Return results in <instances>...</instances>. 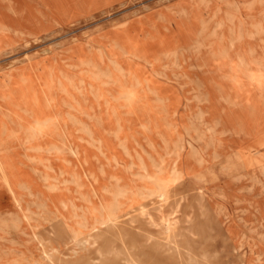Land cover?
Here are the masks:
<instances>
[{"label":"rangeland","instance_id":"1","mask_svg":"<svg viewBox=\"0 0 264 264\" xmlns=\"http://www.w3.org/2000/svg\"><path fill=\"white\" fill-rule=\"evenodd\" d=\"M32 1L0 0L18 192L0 167V264H106L117 230L155 263L264 264V148L254 165L244 153L264 138V0ZM111 212L133 221L108 226ZM193 226L197 257L183 249Z\"/></svg>","mask_w":264,"mask_h":264},{"label":"bare ground","instance_id":"2","mask_svg":"<svg viewBox=\"0 0 264 264\" xmlns=\"http://www.w3.org/2000/svg\"><path fill=\"white\" fill-rule=\"evenodd\" d=\"M30 1V0H29ZM32 1V0H31ZM203 1V0H202ZM33 2V1H32ZM260 4V3H259ZM227 5V4H226ZM261 5V4H260ZM248 6V5H247ZM162 8V7H161ZM160 8V9H161ZM146 9H148V8H146ZM166 9V8H165ZM236 9H237V7H236ZM237 11V10H236ZM205 12V11H204ZM219 12V11H218ZM224 13V12H223ZM143 16V15H142ZM138 17V16H137ZM159 17V16H158ZM146 19V18H145ZM162 19V18H161ZM226 19V18H225ZM210 20V19H209ZM229 21V20H228ZM165 23L167 24V22L165 21ZM139 24V23H138ZM152 25V24H151ZM239 25V24H238ZM250 26V25H249ZM148 27V26H147ZM203 27V26H202ZM116 28V27H115ZM150 28V27H149ZM154 28V27H153ZM165 28V27H164ZM258 28V27H257ZM155 29V28H154ZM252 29V28H251ZM114 30V29H113ZM150 30V29H149ZM260 30H261V28H260ZM158 31V30H157ZM205 31V30H204ZM234 31V30H233ZM256 31V30H255ZM261 32V31H260ZM157 33V32H156ZM168 33V32H167ZM230 33V32H229ZM263 33V32H262ZM147 34V33H146ZM16 35V34H15ZM48 35V34H47ZM200 36V35H199ZM48 37V36H47ZM211 37V36H210ZM220 37H221V35H220ZM258 37V36H257ZM222 38V37H221ZM238 38V37H237ZM154 40H155V38H154ZM228 40V39H227ZM231 41V40H230ZM194 42V41H193ZM260 42V41H259ZM232 43V42H231ZM90 45V44H89ZM114 45V44H113ZM116 45V44H115ZM91 46H93V45H91ZM230 46V45H229ZM86 47V46H85ZM87 47H88V45H87ZM115 47V46H114ZM172 47H173V45H172ZM182 47V46H181ZM89 48H91L90 46H89ZM96 49V48H95ZM101 49V48H100ZM59 51V50H58ZM87 51V50H86ZM93 51V50H92ZM182 51V50H181ZM187 51H189V50H187ZM178 52V51H177ZM184 52V51H183ZM98 54V53H97ZM105 53L103 52V55H104ZM124 54H125V52H124ZM175 54V53H174ZM99 56V55H98ZM160 56V55H159ZM165 56V55H164ZM61 57V56H60ZM102 58V57H101ZM181 58V57H180ZM53 59V58H52ZM89 59V58H88ZM54 60V59H53ZM138 60V59H137ZM239 60V59H238ZM187 61V60H186ZM63 62V61H62ZM67 62V61H66ZM108 62V61H107ZM111 62V61H110ZM178 62V61H177ZM240 62V61H239ZM89 63V62H88ZM175 62H173V64H174ZM89 65V64H88ZM97 65V64H96ZM110 65V64H109ZM240 65H241V63H240ZM80 66V65H79ZM115 66V65H114ZM171 66V65H170ZM174 66V65H173ZM176 66V65H175ZM242 66V65H241ZM82 67V66H81ZM177 67V66H176ZM31 68V67H30ZM72 68V67H71ZM76 68V67H75ZM94 68H96L97 69V67H94ZM190 68V67H189ZM176 69V68H175ZM178 69V68H177ZM176 69V70H177ZM32 70V69H31ZM75 70H78V69H75ZM94 70V69H93ZM159 70V69H158ZM171 70V69H170ZM74 71V70H73ZM108 71V70H107ZM122 70H120V72H121ZM167 71V70H166ZM181 71V70H180ZM200 71V70H199ZM59 72V71H58ZM98 72V71H97ZM100 72V71H99ZM87 73V72H86ZM50 74V73H49ZM100 74V73H99ZM105 74V73H104ZM164 74V73H163ZM62 75V74H61ZM94 75V74H93ZM111 75V74H110ZM161 75V74H160ZM175 74H173V76H174ZM92 76V75H91ZM96 76V75H95ZM50 77V76H49ZM65 77V76H64ZM107 77V76H106ZM161 77V76H160ZM165 77V76H164ZM69 78H70V76H69ZM77 78V77H76ZM103 78V77H102ZM186 78V77H185ZM50 79H51V77H50ZM98 79V78H97ZM96 79V80H97ZM104 79V78H103ZM106 79V78H105ZM173 79V78H172ZM175 79H177V78H175ZM8 80V79H7ZM24 80V79H23ZM67 80V79H66ZM65 80V81H66ZM75 80V79H74ZM179 80V79H178ZM181 80H183V79H181ZM51 81V80H50ZM72 81V80H71ZM78 81V80H77ZM192 81V80H191ZM109 82V81H108ZM112 82V81H111ZM120 82V81H119ZM193 82V81H192ZM196 82V81H195ZM197 82H198V80H197ZM73 83V82H72ZM138 83V82H137ZM51 84H52V82H51ZM113 84H114V82H113ZM189 84V83H188ZM59 85V84H58ZM107 85V84H106ZM192 85V84H191ZM102 86V85H101ZM73 87V86H72ZM5 88V87H4ZM71 88V87H70ZM116 88H118V87H116ZM185 88V87H184ZM199 88H201V87H199ZM133 90V89H132ZM58 91V90H57ZM63 91V90H62ZM147 91V90H146ZM193 92V91H192ZM62 93V92H61ZM89 93V92H88ZM150 93V92H149ZM195 93V92H194ZM108 94V93H107ZM199 94V93H198ZM44 95V94H43ZM108 95H110V94H108ZM202 95V94H201ZM35 96V95H34ZM200 96V95H199ZM72 97V96H71ZM95 97V96H94ZM119 97V96H118ZM193 97V96H192ZM125 98V97H124ZM199 98H201V97H199ZM205 98V97H204ZM7 99V98H6ZM50 99V98H49ZM56 99V98H55ZM82 99V98H81ZM95 99V98H94ZM98 99V98H97ZM111 99V98H110ZM155 99H157V98H155ZM101 100V99H100ZM56 101V100H55ZM197 101H199V100H197ZM140 102V101H139ZM97 103V102H96ZM186 103H187V101H186ZM198 103H200V102H198ZM225 103V102H224ZM47 104V103H46ZM49 104V103H48ZM84 104V103H83ZM86 104V103H85ZM107 104V103H106ZM160 104V103H159ZM187 104H189V103H187ZM196 104V103H195ZM201 104V103H200ZM208 104V103H207ZM69 105V104H68ZM87 105V104H86ZM97 106V105H96ZM128 106V105H127ZM187 106V105H186ZM48 107V106H47ZM78 107V106H77ZM108 107V106H107ZM66 108V107H65ZM106 108V107H105ZM72 109V108H71ZM97 109V108H96ZM122 109V108H121ZM206 109V108H205ZM159 110H160V108H159ZM163 110V109H162ZM105 111H107V110H105ZM166 111V110H165ZM94 112V111H93ZM107 113V112H106ZM199 113V112H198ZM6 114V113H5ZM8 114V113H7ZM23 114V113H22ZM93 114V113H92ZM98 114V113H97ZM159 114V113H158ZM165 114V113H164ZM174 114V113H173ZM54 115V114H53ZM106 116V115H105ZM173 116V115H172ZM29 117V116H28ZM165 117H166V114H165ZM31 118V117H30ZM55 118V117H54ZM73 118V117H72ZM10 119V118H9ZM93 119H95V118H93ZM164 119V118H163ZM196 119V118H195ZM55 120H56V118H55ZM99 120H100V118H99ZM115 120V119H114ZM165 120V119H164ZM187 120V119H186ZM10 121V120H9ZM90 121V120H89ZM190 121V120H189ZM188 122V121H187ZM43 123V122H42ZM76 123V122H75ZM126 123H128V122H126ZM165 123V122H164ZM214 123V122H213ZM35 124V123H34ZM77 124V123H76ZM84 124V123H83ZM98 124V123H97ZM118 124V123H117ZM167 124V123H166ZM197 124V123H196ZM51 125V124H50ZM64 125V124H63ZM73 125V124H72ZM168 125V124H167ZM217 125V124H216ZM19 126V125H18ZM29 126V125H28ZM37 126V125H36ZM149 126V125H148ZM169 126V125H168ZM35 127V126H34ZM46 127V126H45ZM55 127V126H54ZM91 127V126H90ZM99 127V126H98ZM216 127V126H215ZM214 127V128H215ZM16 128V127H15ZM92 128V127H91ZM100 128V127H99ZM117 128V127H116ZM200 128V127H199ZM43 129H45V128H43ZM100 129H102V128H100ZM191 129V128H190ZM192 129H194L193 127H192ZM211 129V128H210ZM26 130H28V129H26ZM31 130V129H30ZM57 130V129H56ZM55 130V131H56ZM86 130H88L87 129V127H86ZM118 130H120V129H118ZM147 130V129H146ZM155 130V129H154ZM176 130V129H175ZM188 130V129H187ZM186 130V131H187ZM199 130V129H198ZM206 130V129H205ZM33 131V130H32ZM195 131V130H194ZM30 132V131H29ZM40 132V131H39ZM63 132V131H62ZM78 132V131H77ZM84 132V131H83ZM55 133V132H54ZM87 133H89V132H87ZM28 134V133H27ZM41 134V133H40ZM82 134V133H81ZM118 134V133H117ZM187 134V133H186ZM194 134V133H193ZM207 134V133H206ZM221 134H222V132H221ZM224 134V133H223ZM242 134V133H241ZM29 135V134H28ZM63 135V134H62ZM104 135V134H103ZM158 135V134H157ZM199 135H201V134H199ZM229 135H230V133H229ZM41 136V135H40ZM113 136V135H112ZM197 136V135H196ZM212 136V135H211ZM33 137H34V135H33ZM87 137V136H86ZM159 137V136H158ZM204 137V136H203ZM41 138V137H40ZM90 138V137H89ZM79 139V138H78ZM113 139H114V137H113ZM190 139V138H189ZM212 139V138H211ZM210 139V140H211ZM10 141V138H9V131H8V129H6L5 127H3V125L2 124H0V167H1V169H2V171H3V179H4V181L8 184V186L10 187V189L11 190H13L14 191V194H18V192H17V182H16V180L15 179H12L11 178V175H9L8 174V172L5 170V168H8V165H7V163H6V161H5V147H6V145H7V141ZM61 140H62V138H61ZM114 140H116V139H114ZM118 140V139H117ZM116 140V141H117ZM214 140V139H213ZM224 140V139H223ZM28 141V140H27ZM63 141V140H62ZM61 141V142H62ZM197 141V140H196ZM212 141V140H211ZM210 141V142H211ZM31 142H32V140H31ZM37 142V141H36ZM213 142H215V141H213ZM219 142V141H218ZM68 143V142H67ZM93 143V142H92ZM95 143V142H94ZM126 143V142H125ZM124 143V144H125ZM134 143V142H133ZM188 143V142H187ZM222 143V142H221ZM59 144V143H58ZM176 144V143H175ZM189 144V143H188ZM211 144V143H210ZM214 144V143H213ZM229 144V143H228ZM63 145V144H62ZM120 145H121V143H120ZM164 145V144H163ZM23 146V145H22ZM209 146V145H208ZM207 146V147H208ZM51 148H52V146H50ZM65 147V146H64ZM93 147V146H92ZM120 147V146H119ZM137 147V146H136ZM174 147V146H173ZM211 147V146H210ZM75 148V147H74ZM122 148V147H121ZM138 148V147H137ZM177 148V147H176ZM190 148V147H189ZM220 148V147H219ZM264 148V138H261L260 140H257V141H255V142H253V145H251V146H249V147H246L245 148V154H247L248 155V157H249V161L247 160V163H249V165H254V164H256V163H259L260 162V160H258V158H257V155H255V154H253V153H256V152H261L262 151V149ZM151 149H152V147H151ZM182 149V148H181ZM194 149V148H193ZM32 150V149H31ZM34 150V149H33ZM58 150V149H57ZM65 150V149H64ZM204 150H205V148H204ZM216 150V149H215ZM70 151V150H69ZM76 151V150H75ZM74 151V152H75ZM122 151V150H121ZM194 151V150H193ZM213 151V150H212ZM26 152V151H25ZM46 152V151H45ZM48 152H49V150H48ZM61 152V151H60ZM124 152V151H123ZM54 153V152H53ZM125 153V152H124ZM172 153V152H171ZM101 154V153H100ZM127 154V153H126ZM196 154V153H195ZM215 154V153H214ZM57 155V154H56ZM65 155V154H64ZM102 155V154H101ZM176 155V154H175ZM125 156H127V155H125ZM129 156V155H128ZM193 156V155H192ZM148 157V156H147ZM136 158V157H135ZM112 159V158H111ZM45 160V159H44ZM31 161V160H30ZM261 161H263V160H261ZM39 162V161H38ZM139 162V161H138ZM212 162V161H211ZM206 163V162H205ZM152 164V163H151ZM41 165V164H40ZM85 165V164H84ZM140 166V165H139ZM158 166H160V165H158ZM101 167V166H100ZM129 167V166H128ZM145 168V167H144ZM126 169V168H125ZM264 169V168H263ZM142 170V169H141ZM158 170V169H157ZM100 171V170H99ZM102 171V170H101ZM126 171V170H125ZM263 171V170H262ZM52 172H53V170H52ZM142 172V171H141ZM156 172H158V171H156ZM175 172V171H174ZM261 172V171H260ZM87 173V172H86ZM159 173V172H158ZM158 173H156V174H158ZM171 173H172V171H171ZM175 174V173H174ZM173 174V175H174ZM37 175V174H36ZM83 175V174H82ZM262 175V174H261ZM85 176V175H84ZM135 176V175H134ZM171 176H172V174H171ZM46 177V176H45ZM44 177V178H45ZM59 177V176H58ZM139 177V176H138ZM240 177V176H239ZM22 178V177H21ZM186 178V177H185ZM244 178V177H243ZM47 179V178H46ZM132 179V178H131ZM141 179V178H140ZM150 179V178H149ZM154 179V178H153ZM171 179H173V178H171ZM234 179V178H233ZM232 179V180H233ZM241 179V178H240ZM256 179V178H255ZM70 180H72V179H70ZM239 180V179H238ZM243 180V179H242ZM20 181V187L22 188V190L24 191V190H28L29 188H30V186L28 185V183L26 182V180H24V179H18V182ZM74 181V180H73ZM112 181V180H111ZM142 181V180H141ZM231 181V180H230ZM58 182V181H57ZM65 182V181H64ZM255 182V181H254ZM24 183V184H23ZM46 183V182H45ZM69 183V182H68ZM116 183V182H115ZM114 183V184H115ZM160 183V182H159ZM70 184V183H69ZM134 184V183H133ZM116 185V184H115ZM163 184H159L158 185V198H167V196H168V193H169V191H168V189H167V186H162ZM262 185V184H261ZM264 185V184H263ZM262 185V186H263ZM66 186V185H65ZM72 186V185H71ZM135 186V185H134ZM256 186V185H255ZM47 187V186H46ZM251 187V186H250ZM78 188V187H77ZM245 188H247V187H245ZM264 188V187H263ZM49 189V188H48ZM53 189V188H52ZM118 189L119 188H117V191H118ZM122 189V188H121ZM55 190V189H54ZM120 190V189H119ZM137 190V189H136ZM214 190V189H213ZM247 190V189H246ZM245 190V191H246ZM262 190V189H261ZM58 191V190H57ZM123 191V190H122ZM157 191V190H156ZM230 191V190H229ZM264 191V190H263ZM120 192V191H119ZM148 192V191H147ZM147 192H146V194H147ZM153 192V191H152ZM259 192H261V191H259ZM75 193V192H74ZM138 193V192H137ZM118 194V193H117ZM201 194V193H200ZM223 194V193H222ZM263 194V193H262ZM77 195V194H76ZM148 195V194H147ZM155 195V194H154ZM248 195V194H247ZM79 196V195H78ZM94 196V195H93ZM83 197V196H82ZM81 197V198H82ZM95 197V196H94ZM115 197V196H114ZM130 197V196H129ZM187 197V196H186ZM185 197V198H186ZM201 197V196H200ZM199 197V198H200ZM220 197H222V196H220ZM142 198V197H141ZM212 198V197H211ZM89 199V198H88ZM116 199V198H115ZM114 199V200H115ZM76 200V199H75ZM181 200V199H180ZM89 201V200H88ZM189 201V200H188ZM211 201V200H210ZM202 202V201H201ZM85 203V202H84ZM115 203V202H114ZM116 203H117V201H116ZM179 203V202H178ZM71 204V203H70ZM88 204H90V203H88ZM119 204V203H118ZM165 204V203H164ZM236 204V203H235ZM249 204V203H248ZM234 205V204H233ZM27 206V205H26ZM114 206V205H113ZM124 206V205H123ZM216 206V205H215ZM230 206V205H229ZM235 206V205H234ZM99 207V206H98ZM110 207V206H109ZM116 207H117V205H116ZM236 207V206H235ZM114 209V208H113ZM179 209V208H178ZM220 209V208H219ZM218 209V210H219ZM38 210V209H37ZM78 210V209H77ZM85 210V209H84ZM175 210V209H174ZM202 210V209H201ZM224 210V209H223ZM62 211H63V209H62ZM109 211H110V209H109ZM112 211V210H111ZM117 211V210H116ZM146 211V210H145ZM148 211V210H147ZM97 212V211H96ZM104 212V211H103ZM157 212V211H156ZM176 212V211H175ZM218 212V211H217ZM231 212V211H230ZM130 212H127L125 215H123V216H121V215H118L117 214V212H111L110 214H109V216H108V219H107V222H105V221H103V222H105V223H107L108 224V226L109 225H112V227H116V228H118V229H120V227H121V224H125V225H127V223H131L133 220H130L129 219V217L128 218H126L127 216H128V214H129ZM162 213V212H161ZM201 213V212H200ZM243 213V212H242ZM257 213V212H256ZM89 214V213H88ZM147 214V213H146ZM221 214V213H220ZM86 215V214H85ZM101 215V214H100ZM107 215V214H106ZM163 215V214H162ZM218 215V214H217ZM75 216V215H74ZM102 216V215H101ZM101 216H100V218H101ZM152 216V215H151ZM186 216V215H185ZM188 216V215H187ZM192 216V215H191ZM201 216V215H200ZM76 217V216H75ZM81 217V216H80ZM106 217V216H105ZM142 217V216H141ZM149 217V216H148ZM219 217V216H218ZM224 217V216H223ZM74 218V217H73ZM76 219V218H75ZM83 219H85V218H83ZM82 219V220H83ZM128 219L131 221H129V222H127L128 221ZM143 219V218H142ZM168 219V218H167ZM241 219V218H240ZM242 220V219H241ZM94 221H95V219H94ZM97 221V220H96ZM65 222V221H64ZM85 222V221H84ZM87 222V221H86ZM151 222V221H150ZM263 222V221H262ZM81 223V222H80ZM162 223V222H161ZM186 223V222H185ZM106 224V225H107ZM150 224V223H149ZM158 224V223H157ZM189 224V223H188ZM81 225V224H80ZM87 225V224H86ZM156 225V224H155ZM254 225V224H253ZM78 226V225H77ZM94 226V225H93ZM92 226V227H93ZM183 226V225H182ZM158 227V226H157ZM83 228V227H82ZM85 228V227H84ZM94 228V227H93ZM199 228V226H193V227H190V229H188V231H186L185 233H186V236H185V238H186V243L185 244H183V249H184V251L185 252H190L192 249H191V246L193 245V243L194 242H196V240H195V232H196V229H198ZM250 228V227H249ZM73 229V228H72ZM71 229V230H72ZM115 229V228H114ZM173 229V230H172ZM260 229V228H259ZM68 230V229H67ZM89 230V229H88ZM98 230H100L99 228H98ZM137 230V229H136ZM175 230H176V228L175 227H173V226H171L170 225V223H168L167 224V229H166V233L167 234H172L171 232L172 231H174L175 232ZM187 230V229H186ZM118 231V238L119 239H121V241H122V245H121V247H119V248H121V253L120 252H115V250L113 249L112 251H110V253H111V255H113L114 256V258L112 259H108L106 262V264H160V263H155L154 262V260L153 259H149L148 258V256H145V252L144 253H138L137 254V252H136V250L138 249V248H136V246H135V244L132 242L131 243V246L125 241V234H124V230L123 231H121V230H117ZM165 231V230H164ZM255 231V230H254ZM264 231V230H263ZM78 232V231H77ZM95 232V231H94ZM133 232L131 231V234H132ZM50 234V233H49ZM75 234H77V233H75ZM83 234V233H82ZM51 235V234H50ZM88 236L90 235V234H87ZM109 235V234H108ZM147 235H148V238H152V235L151 234H149V233H147ZM146 235V236H147ZM263 236V235H262ZM261 236V237H262ZM82 237V236H81ZM117 237V236H116ZM115 237V238H116ZM179 237V236H178ZM244 237V236H243ZM93 237H91V239H92ZM147 238V237H146ZM154 238V237H153ZM89 239V238H88ZM117 239V238H116ZM176 239V238H175ZM244 239V238H243ZM154 240V239H153ZM165 240H167V239H165ZM174 240V239H173ZM264 240V239H263ZM120 241V240H119ZM155 241V240H154ZM208 241V240H207ZM83 242V241H82ZM149 242H150V240H149ZM168 242V241H167ZM89 243V242H88ZM113 243V242H112ZM148 243V242H147ZM83 244V243H82ZM85 244V243H84ZM94 244V243H93ZM105 244V243H104ZM111 244V243H110ZM117 244V243H116ZM172 244V243H171ZM170 244V245H171ZM174 244H175V242H174ZM119 245V244H118ZM117 245V246H118ZM120 246V245H119ZM139 246V245H138ZM140 246H142V245H140ZM146 246V245H145ZM172 246V245H171ZM84 247H85V245H84ZM90 247H92V246H90ZM100 247V246H99ZM110 247H111V245H110ZM143 247V246H142ZM165 247H167V246H165ZM173 247V246H172ZM243 247V246H242ZM255 248V247H254ZM116 249H118V248H116ZM159 249V248H158ZM177 249V248H176ZM84 250V249H83ZM87 250V249H86ZM170 250H172V249H170ZM69 252V251H68ZM97 252V251H96ZM173 252H174V250H173ZM192 252V251H191ZM44 253V252H43ZM106 253V252H105ZM166 253H167V251H166ZM169 253V252H168ZM193 253V252H192ZM251 253V252H250ZM102 255H103V252L101 253ZM194 254V253H193ZM197 254V253H196ZM205 254V253H204ZM46 255V254H45ZM48 255V254H47ZM147 255H148V253H147ZM195 255V254H194ZM215 255H216V253H215ZM69 256V255H68ZM141 256V257H140ZM196 257H197V255H195ZM202 256V255H201ZM201 256H199V257H197V259H198V263L199 264H215V262L214 261H212V260H206L204 257H201ZM65 257V256H64ZM103 257V256H102ZM195 257V258H196ZM213 257L214 256H212L211 258L213 259ZM216 257V256H215ZM256 257V256H255ZM49 258V257H48ZM116 258H118V260L116 259ZM210 258V259H211ZM50 260V259H49ZM92 260V259H91ZM94 260V259H93ZM101 260V259H100ZM123 261V263H121ZM187 261V260H186ZM254 262V261H253ZM93 264V263H92ZM97 264V263H96ZM100 264H101V262H100ZM255 264H256V262H255Z\"/></svg>","mask_w":264,"mask_h":264}]
</instances>
